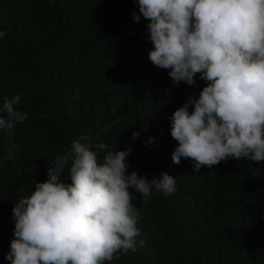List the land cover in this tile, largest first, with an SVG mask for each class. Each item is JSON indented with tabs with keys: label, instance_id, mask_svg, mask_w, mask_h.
I'll return each instance as SVG.
<instances>
[{
	"label": "trees",
	"instance_id": "1",
	"mask_svg": "<svg viewBox=\"0 0 264 264\" xmlns=\"http://www.w3.org/2000/svg\"><path fill=\"white\" fill-rule=\"evenodd\" d=\"M134 11L136 0H0V104L20 94L16 107L29 114L15 128L21 147L11 158L0 132V241L14 204L84 136L113 151L131 147L129 174L176 178L170 195L153 190L142 202L133 192L138 250L105 264H264V163L228 159L199 172L188 159L173 163L170 117L206 82L197 75L195 86L174 85L155 67L148 21L136 23Z\"/></svg>",
	"mask_w": 264,
	"mask_h": 264
},
{
	"label": "clouds",
	"instance_id": "2",
	"mask_svg": "<svg viewBox=\"0 0 264 264\" xmlns=\"http://www.w3.org/2000/svg\"><path fill=\"white\" fill-rule=\"evenodd\" d=\"M136 2L133 19L148 21L152 64L168 70L174 85L195 86L197 75L206 82L198 99L189 96L170 117L178 144L173 163L188 159L195 172L228 159L264 163V0ZM2 100L0 132L7 134L11 158L21 147L13 143L15 128L29 114L16 107L20 94ZM87 139L73 140L66 154L48 162V179L14 204L10 264H105L136 252L141 210L133 192L143 202L153 190L175 191L176 178L167 172L151 181L129 174L131 147L113 151L105 143H82ZM100 151L107 153L102 162ZM66 168L71 183L62 178ZM259 174L256 169L253 178Z\"/></svg>",
	"mask_w": 264,
	"mask_h": 264
},
{
	"label": "rangeland",
	"instance_id": "3",
	"mask_svg": "<svg viewBox=\"0 0 264 264\" xmlns=\"http://www.w3.org/2000/svg\"><path fill=\"white\" fill-rule=\"evenodd\" d=\"M15 222L13 217L7 220L6 227L3 231V239L0 241V264H10L5 256L10 251V243L14 237Z\"/></svg>",
	"mask_w": 264,
	"mask_h": 264
}]
</instances>
